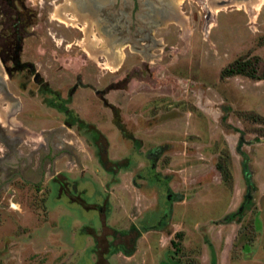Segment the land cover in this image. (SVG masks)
Returning a JSON list of instances; mask_svg holds the SVG:
<instances>
[{
	"label": "rangeland",
	"instance_id": "obj_1",
	"mask_svg": "<svg viewBox=\"0 0 264 264\" xmlns=\"http://www.w3.org/2000/svg\"><path fill=\"white\" fill-rule=\"evenodd\" d=\"M87 1L0 0V264H264V0Z\"/></svg>",
	"mask_w": 264,
	"mask_h": 264
},
{
	"label": "flooded vegetation",
	"instance_id": "obj_2",
	"mask_svg": "<svg viewBox=\"0 0 264 264\" xmlns=\"http://www.w3.org/2000/svg\"><path fill=\"white\" fill-rule=\"evenodd\" d=\"M96 1L97 0H88L86 3H84V6H82L81 8H84L85 10H87L88 9V6L87 5H91V7H89V9H88V10H90L92 8V6L94 7V4H95ZM98 1H99L100 4H102V2H104V0H98ZM104 3L106 4V2H104ZM161 20H162V18H161ZM1 77L4 78V76L0 74V78ZM3 78L0 79V95L5 96L7 99L15 100L14 98H16V96L13 95L9 91L7 82ZM16 104H17V102L11 108L12 112L10 113V115H12V117L10 116V119L12 120V122H13V117L15 116V114L17 113V111L19 110V106L17 107ZM10 119H8V120H10Z\"/></svg>",
	"mask_w": 264,
	"mask_h": 264
},
{
	"label": "water",
	"instance_id": "obj_3",
	"mask_svg": "<svg viewBox=\"0 0 264 264\" xmlns=\"http://www.w3.org/2000/svg\"><path fill=\"white\" fill-rule=\"evenodd\" d=\"M98 2H99V1H98ZM104 2H105V1H104ZM104 2H102V4L98 3V4H100L99 6L102 7V8H104V7L107 5V3L105 4ZM84 3H86V2H84ZM95 3H96V2H95ZM96 5H97V4H96ZM96 5H95V9H94V10L97 12V11H99V10H97ZM148 8L150 9V7H148ZM84 10H85V9L82 8V11H84ZM159 11H160V10H159ZM159 11L156 10V11H154L153 14H152L153 17H154V23H155V24L158 23V19H159V18H162V20L165 21V20L169 19V17L171 16L170 13H168V12H165V14H162V13L159 14V13H160ZM84 12H85V11H84ZM152 15H151V16H152Z\"/></svg>",
	"mask_w": 264,
	"mask_h": 264
},
{
	"label": "bare ground",
	"instance_id": "obj_4",
	"mask_svg": "<svg viewBox=\"0 0 264 264\" xmlns=\"http://www.w3.org/2000/svg\"><path fill=\"white\" fill-rule=\"evenodd\" d=\"M98 1V0H97ZM88 7H91V5H87ZM78 8H79V6H78ZM80 9V8H79ZM6 124V123H5Z\"/></svg>",
	"mask_w": 264,
	"mask_h": 264
}]
</instances>
